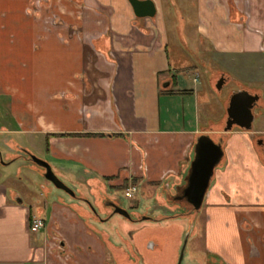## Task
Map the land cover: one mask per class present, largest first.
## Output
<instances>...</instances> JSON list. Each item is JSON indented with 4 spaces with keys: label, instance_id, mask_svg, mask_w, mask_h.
<instances>
[{
    "label": "crops",
    "instance_id": "1",
    "mask_svg": "<svg viewBox=\"0 0 264 264\" xmlns=\"http://www.w3.org/2000/svg\"><path fill=\"white\" fill-rule=\"evenodd\" d=\"M152 1L156 15L139 18L129 0H0L6 134L34 153L42 146L55 174L87 198L126 184L159 203L181 185L197 138L222 137L204 201L206 264H264V106L252 131H225L229 98L214 102L199 79L212 62L221 67L214 88L220 73L227 83L245 68L248 87L260 89L264 0ZM181 46L197 61L174 64ZM25 199L0 183V264H108L114 245L93 234L81 205ZM34 215L45 223L38 231Z\"/></svg>",
    "mask_w": 264,
    "mask_h": 264
},
{
    "label": "rangeland",
    "instance_id": "2",
    "mask_svg": "<svg viewBox=\"0 0 264 264\" xmlns=\"http://www.w3.org/2000/svg\"><path fill=\"white\" fill-rule=\"evenodd\" d=\"M181 48L182 50L180 51L171 50L174 64L175 62L185 64L187 62L197 61L198 51H189L182 46ZM203 60L205 63V57ZM204 69L199 72V79L201 80L200 85L206 88L207 94L210 97H214V102L218 103L219 97L229 98L233 92L238 91L243 87L250 90L252 93L260 94L261 104L255 107L254 113L257 114L260 112L262 109L261 106H264V79L263 82H258L257 84L254 83L255 85H253L256 87L258 86L260 89L249 88V81L246 79V74L248 75V73L245 71V68H243L242 71H238V69L235 68L231 72L233 78H231L230 81L228 80L229 82L225 83L221 90H218L216 84L219 81V76L216 77L214 81L215 89L214 85H211V74L213 71H216L217 73L221 67L209 62V64L205 65ZM184 73L185 72L182 71H173V74H177L179 79H181V84L184 87L192 85L193 76ZM250 85L252 84L250 83ZM7 100V96L4 94L0 95V104ZM202 114H204L202 115V120L204 121L206 117L205 110ZM217 114V111H211V116H217ZM258 121L259 118L254 121L253 128L258 126ZM1 124L8 128L10 127L9 124H5L4 122H1ZM18 138L20 140H22V138L24 139V137L21 138L19 136ZM11 139H16V136L6 133L0 134V183L5 182L11 188L16 189L21 197L23 196L26 198L25 200L34 206L41 204L43 198L47 201H56L58 195L66 198L67 201L81 202L66 191L55 187L53 183L45 178L43 169L36 166L31 161L24 158L13 160V157L8 156L10 153L17 154L16 151H18ZM35 152L39 156L38 158H46L49 160L48 163L52 165L50 161L51 159L47 157L42 146H40V150H35ZM58 174L57 171V176L68 187H70L75 194L80 196L81 192L78 188L82 185L77 187L76 181ZM141 187L142 186H140L138 193L134 192L131 195L118 189H111L108 194L109 197L115 199L122 208L128 210L133 219H142V221L137 222L130 221L119 214L109 217L105 212L108 207H105V210H101L98 205L93 203L94 201L92 200L91 195H88L89 200L94 204L98 211L99 217L91 219L83 216L84 220L92 226L89 225V228L97 237H110V240L114 245L112 252H120L123 255L122 260L117 261V259L113 258V255H111V250L108 251V264H118L122 261L125 263L127 261L124 260L129 258V260L132 261V264H177L182 244L187 237H189V239L186 244L182 264H206L204 226L205 203L203 206L204 210H201L199 214L198 212L192 213L191 207L185 204L184 201H181L182 206L177 205L174 211L171 208V204L154 208L153 204L155 201L149 196V194H143ZM136 198L141 200L140 204H138ZM183 205H186V208H184ZM190 211L191 214L187 216L182 215L184 212ZM196 215L197 217L194 225L193 221ZM145 216L154 219H158L162 216L163 219L157 222L146 220L144 219ZM193 228L194 231L191 233L190 230ZM153 243H157L159 246L152 248L151 246Z\"/></svg>",
    "mask_w": 264,
    "mask_h": 264
},
{
    "label": "water",
    "instance_id": "3",
    "mask_svg": "<svg viewBox=\"0 0 264 264\" xmlns=\"http://www.w3.org/2000/svg\"><path fill=\"white\" fill-rule=\"evenodd\" d=\"M135 15L139 18L154 17L156 9L151 0H130ZM225 84L224 78L218 81L216 88L221 90ZM260 100L259 93H252L246 88H241L233 92L229 97V103L226 109L227 119L225 131H231L235 127L243 131H252L255 120L254 109L258 106ZM225 157L223 138L214 139L209 134L200 135L194 145L192 159L184 175L181 185L176 189L173 195L178 201H184L189 205L193 212H201L207 193L209 191L215 169L222 163ZM36 161H39L35 159ZM39 164L46 169L45 178L49 180L58 189L66 191L73 197L75 192L68 187L53 171L47 162L39 161ZM22 203V199L17 200ZM114 213L123 217L130 218L128 210L117 206ZM197 215L193 221L195 225ZM195 228V227H194ZM194 228L190 230L193 233ZM189 237H187L181 247L177 264H182L184 252Z\"/></svg>",
    "mask_w": 264,
    "mask_h": 264
},
{
    "label": "flooded vegetation",
    "instance_id": "4",
    "mask_svg": "<svg viewBox=\"0 0 264 264\" xmlns=\"http://www.w3.org/2000/svg\"><path fill=\"white\" fill-rule=\"evenodd\" d=\"M130 1V0H129ZM152 1V0H151ZM155 5V4H154ZM156 9V8H155ZM157 12V11H156ZM34 13V11L32 9H29V14H32ZM156 15V14H155ZM227 80V76L223 73H220L219 75V81L221 79ZM260 100L258 102L257 105H260ZM262 107V106H261ZM1 122H4L5 124H9L10 125V117H9V114L8 112L3 108V107H0V134L1 133H8V130H10L8 127H6L5 125H2ZM11 126V125H10ZM7 138V137H6ZM5 138V140H6ZM16 139H19L18 137H16ZM16 139H11L12 142H14V145L17 147L18 151H16L17 154H8V156L10 157H13V160H16L17 158L20 159V158H24L28 161H31L33 164H35L36 166L40 167L43 169V174L46 173V169L44 167H42L40 164H39V161L41 162H47L44 158L40 157L38 158L39 156L34 153L32 150H29L27 149L26 147H24L22 144H20V142H16ZM4 140V141H5ZM21 141V140H20ZM263 141L262 140H258V144H261ZM35 155V156H34ZM0 156H1V153H0ZM35 159L39 160V161H36ZM49 164V163H48ZM51 166V164H49ZM52 167V166H51ZM53 169V168H52ZM54 171V170H53ZM90 187V185H88ZM111 190V189H109ZM124 192H126V189L124 190ZM109 191H106V194L103 192V193H99V194H91V197H92V200L94 201L93 203L98 205L100 207L101 210H105L104 208L105 207H108L105 212L107 213V215L110 217L112 215H115L116 213H114L115 211V208L117 206L121 207L117 201L115 199H112L109 197ZM175 194V193H174ZM173 194V195H174ZM161 197H165L163 203H159V202H154L153 206L154 208H158V207H161V206H165L166 204H171L172 205V210L174 211V209L176 208L177 205L179 206H182L181 205V201L179 202L173 195H170L169 193L165 192V190L163 191L162 194H160ZM74 198L78 199L79 201L81 202H74V203H77V205H81L83 207V210L82 211V214L84 216H86L87 218H98L99 217V214H98V211L96 210L94 204L89 200V198L85 197V195L83 194H80V196H78L77 194L74 196ZM85 205V206H84ZM186 205H183L184 208ZM122 208V207H121ZM129 212V211H128ZM130 214V213H129ZM185 216L191 214V211L190 212H184ZM108 217V219H109ZM128 220L130 221H133V222H137V221H142V219H133L130 215V218H127ZM146 220H151V221H161L163 219L162 216H160V218L158 219H154L152 217H149V216H145ZM159 245L157 243H153L152 244V248H156L158 247ZM129 258V257H128ZM130 259V258H129ZM129 259L127 260H124V261H127V262H119V264H132V261H130ZM138 260V259H137Z\"/></svg>",
    "mask_w": 264,
    "mask_h": 264
},
{
    "label": "built area",
    "instance_id": "5",
    "mask_svg": "<svg viewBox=\"0 0 264 264\" xmlns=\"http://www.w3.org/2000/svg\"><path fill=\"white\" fill-rule=\"evenodd\" d=\"M137 191V187L135 185H131L126 189V192L131 195L132 193H136ZM45 226V223L43 221V219H41L40 217L34 215L30 217V229L32 231H38L41 228H43Z\"/></svg>",
    "mask_w": 264,
    "mask_h": 264
},
{
    "label": "trees",
    "instance_id": "6",
    "mask_svg": "<svg viewBox=\"0 0 264 264\" xmlns=\"http://www.w3.org/2000/svg\"><path fill=\"white\" fill-rule=\"evenodd\" d=\"M228 103H229V100L227 101V106H228ZM226 119H227V113L225 114V121H226ZM123 189H127V185L126 184L124 186L119 187V190H123ZM182 215H185V214L183 213Z\"/></svg>",
    "mask_w": 264,
    "mask_h": 264
}]
</instances>
